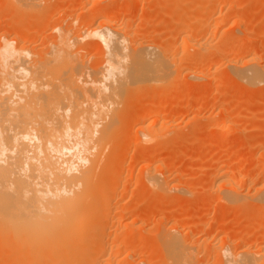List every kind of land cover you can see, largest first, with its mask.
Wrapping results in <instances>:
<instances>
[{
  "label": "bare ground",
  "instance_id": "1",
  "mask_svg": "<svg viewBox=\"0 0 264 264\" xmlns=\"http://www.w3.org/2000/svg\"><path fill=\"white\" fill-rule=\"evenodd\" d=\"M2 1L1 5L7 4L13 11L11 13L8 8L11 15L4 14L11 19H7L11 21L10 29L4 25L7 22L3 21L2 25L1 19L6 16L0 19V261L13 264H148L146 259L152 257L149 248L152 247L154 252L155 248L160 251L163 264H204L198 261L203 245L204 255L216 247L220 264H264V237L254 238L257 240L251 243L245 234L237 236L232 247V238L217 237L218 229L214 236L210 231L214 230V225H209L205 234L192 240L183 234V227H176L174 214L172 216L169 211L162 214L167 210L165 206L163 210L158 208L163 216L158 222L153 219L156 214L151 218L154 226L148 236L146 230L151 215L146 214V206L142 207L152 202L149 200L158 202L160 197L166 201L173 197L171 193L175 190H183L175 184L180 173L173 175L168 170L170 167H166L169 160L165 154L153 152L157 148L165 149L168 144L171 146L172 140L168 141L171 137L163 140L165 135L160 133L174 125L161 121L167 110L157 108L142 94L147 88L159 91L161 84L172 77L177 69L174 54L178 49L168 48L165 42L158 45L162 41L154 42L157 46L150 45L147 43L150 32H188L197 36L217 26L223 32L220 41L224 42L231 36L223 27L231 19L235 29L246 32L240 17L244 18L246 9L243 11L241 6L247 0H154L159 6L155 5L158 8L155 16L163 13L164 17H161L164 22L161 19L156 22L157 26L161 23L158 30H153L157 26L149 28L148 20L136 24L135 15L127 4L140 0H79L81 6L91 3L90 8L84 11L87 5L81 11L79 24L84 28L81 26L76 32L71 20L68 21L72 24L67 26H63L62 21V25L50 22L54 12L49 16L50 21L47 20L49 23L43 22L47 25L45 30L49 27L47 32L49 29L50 35L51 32L55 34L41 36L44 46L41 42L39 50L27 35L29 30L21 29L17 22L19 29L17 23L12 22V15L15 9H24L21 14L31 9L35 12L41 0ZM39 24L41 27L42 22ZM83 39L88 40L81 43ZM217 44L203 35L201 40L195 41L197 52L180 50L187 67L199 66L198 71L189 76L207 80L211 78L207 75L208 68L224 66L239 83L251 86L264 83V65L260 64L264 60L263 50L245 52L239 45ZM212 56L215 59L211 60ZM221 60L224 61L222 65ZM220 85L215 82L216 87ZM203 99L196 100L195 107L192 103L191 108H196L192 111L197 112L206 104ZM139 101L144 103L136 105ZM222 105H218L219 108L214 105L222 123L215 126L211 135L229 129L231 115ZM131 146L133 150L129 153ZM262 152L261 155L256 153L259 160L255 162L257 170L256 165L253 170L263 173ZM254 155L241 159L238 167L252 162L256 158ZM128 161L139 166L132 194L137 191L138 200L143 202L141 205H128L120 200L130 192L129 186L132 187L126 185V181L130 182L127 178L130 164H125ZM221 165L213 170L214 179L220 185L217 204L230 211L243 208L254 214H264V178L256 180L257 173L251 171L237 177L234 168L228 170ZM244 186L246 189H241ZM148 205L151 211L157 208V205L152 208V204ZM199 242L201 245H197ZM145 247L151 254L133 262V257ZM149 249L146 252H150Z\"/></svg>",
  "mask_w": 264,
  "mask_h": 264
},
{
  "label": "rangeland",
  "instance_id": "2",
  "mask_svg": "<svg viewBox=\"0 0 264 264\" xmlns=\"http://www.w3.org/2000/svg\"><path fill=\"white\" fill-rule=\"evenodd\" d=\"M261 1L262 0H252V1L247 0V2H249V3L246 2L247 5L245 3L244 5L241 6L242 10H243V8L246 9V11H245V9L243 10V11H245L244 12L245 13L244 18L240 17V18H242L243 22L245 23L244 26L246 27L245 28L246 32H243L244 34L242 32H239L237 29H235L236 27L234 26L233 20L231 19L232 21L229 20V22L227 24H225L223 27V29L227 31L225 33H227L228 36H231V37H227V39L224 40V42L220 41L221 34L223 32H221L220 29L218 30L217 26L216 27L215 26L210 27L208 32H204V34H203L204 38H209V40L213 41L214 44L218 43L217 45H219L220 43L222 44V46L224 43V45L225 46L227 45V47H231V46L236 47V45L237 46L239 45L240 47H243V51H245V52L250 51L251 49L252 50L253 49H255V50L261 49L264 51V19H263L264 18V1H262V2ZM37 2L38 1H36V3ZM40 2H41V4H40ZM40 2L38 3V5L34 4V6L37 5L38 8L33 7L34 9L36 8L35 10L37 12L39 11L38 13L34 9L33 10L35 12H32V9H31V11L25 10V13L23 11L22 13H24V14H21V11L24 9H22V10L21 9L20 10L15 9V11L13 12L14 15H12L13 16L12 22L14 24L18 22L19 25L22 27L21 28L20 26H18V23H17V26L19 27V29L21 28V29H24L25 31L29 30V34H27L28 32H24L22 30L21 31L26 33L29 37L30 36L32 37L31 40L35 41V43L33 42V46L35 45L37 49L39 48L38 46L42 43L43 44L41 46L42 47L44 46V42L42 41L43 39L41 36L45 35L44 37H46V34H47L48 37L49 36L51 37L53 34V32H51V35H50L49 29L47 32V28H49V27H47L46 30L44 27H45L46 23L48 22L47 20L50 21L49 16L53 15L54 12H55V14L53 15V17H51L52 19L50 22L56 21L59 24L62 21L63 26L64 25L67 26L69 23L72 24V22H73V26H75L76 29H78L79 27L82 26V25L80 26L81 23L79 24V22L82 21L81 20L82 19L81 11L84 10L83 8L86 7L87 5L88 6L85 8L84 11H86V9L91 7V3H88L86 6H81L82 2L79 0H61V1L60 0H50V2H49V0H45V1L41 0ZM140 2H142V3H140ZM155 2H156V0H155ZM155 2L153 0L154 4H152V0H140V1L134 2V3L130 2L127 4L128 7H127V5H126V7L131 12H133L132 15H135L136 24L147 22L146 20H148V22L150 23L149 24L150 26L147 24L148 27L153 28V26L154 27L157 26L156 24H158V23H156V22L158 20L161 19V21H163L161 18V17H163V13H161V14L159 13L157 16H155V11L159 8V6L157 5L158 2L157 3H155ZM1 3H3V1ZM1 3H0V5H1ZM52 3L53 4L55 3V4L53 5ZM155 5H157L158 8H156ZM259 5H261V6H259ZM2 6H4V9ZM5 6H7V7H5ZM81 7H82V9H80ZM153 7H155V8H153ZM259 7H260L261 11L259 10ZM8 8L11 9V7H8L7 4H5V5L2 4L0 6V19L4 16L5 13L7 16L11 15L10 12L8 11ZM218 8H220V5L218 6ZM223 8H225V6ZM3 10H6V11L3 12ZM40 10H42V11H40ZM12 11L13 10L11 9V13H12ZM50 12H51V14H50ZM156 13H157V11H156ZM47 15H48V19H47ZM7 16L5 17L6 21L4 20L5 18L3 20L1 19V21L7 22V24H4V22H3L2 25L4 24L6 27L8 26L7 29H10L9 24L11 21L10 22L7 21V19H9V18H7ZM38 16H40V17H38ZM245 16L247 18H245ZM42 17H44V20H41ZM45 17H46V19H45ZM77 17L80 18L79 21H78L79 18H77ZM157 17H159V18H157ZM10 18H11V16H10ZM60 18L62 20H60ZM155 18H156V20H155ZM63 19H64V21H63ZM9 20H11V19H9ZM68 20H71L72 22H70ZM165 20H166V18H165ZM38 21H40V22H38ZM43 21H46V23H44ZM41 22H42V26L39 27L41 25L39 23H41ZM152 22H154L155 24H153ZM163 22H162V25H164ZM151 23H152V26H151ZM61 25H62V23H61ZM5 26H3V28H5ZM158 26L155 27L156 29L153 28V30H158ZM75 27H74V29H75ZM37 28H39L38 30H41V31L37 32L38 31ZM83 28H84V26H82V29ZM76 29H75L76 32L81 30V28L78 30H76ZM159 29H162V27ZM75 31H73V32H75ZM41 32H43V34ZM201 33L199 32V35L197 34V36L194 35V33H191L193 36H190L191 34L188 32H181V33L180 32H150V38H149V41L147 42V43H150V45H152V44L155 45V44L162 41L158 45L164 44L163 42H165L164 45L168 46V48L169 47H171V48L175 47V50L178 49L175 52L177 54H174V57L176 56L175 58L178 60V61L175 60V64H176L175 69L177 67L176 72L172 75V77L168 78L166 82L161 84L163 86L161 89L158 88L159 91L154 90V92H153V90H151L152 88H150V89L147 88L146 90H143L142 94L144 95V97L147 100H149V102L153 101V103H151V104H153V105L155 104V106L157 108L160 107V108H164L165 110H167L168 114L166 113V115L163 116L161 121H169V122L173 123V125H174L173 127L168 128V130L163 131L162 133L159 132L160 134L165 135L164 137L161 136L162 137L161 139H163V140H167V138L171 137V139L168 141L172 140V143H174V145H172V143H171V146H169V144H168L165 147V149L164 148H157L153 152L155 154L156 153H160V154L162 153V155L165 154L164 156L166 157V160H169V162L168 161L166 162V167H168V166L170 167V169L168 168V170L173 175H177L180 173L179 174L180 178H179L178 182H176L175 184L182 186L183 190H181V192L180 191L178 192V190H175L174 192L171 193L173 195V197L169 198V199L166 198L167 199L166 201H165V198L164 199L161 198L162 200H160V197H159L157 201L159 203H162V205L156 201H154V203H156V204L152 203L153 200H156V199L149 200V201H152L151 203L148 201L149 205L152 204V205H150L151 208H152V206L154 207L155 205H157V206H155V207H157V208H155L156 210L155 209L152 210L153 212L150 210V207H148L149 209H147L148 203H147V205L145 203L143 204L144 206L142 205L143 208L146 206V211H145L146 214L150 213L148 216L151 215L150 220H149V225L151 227L148 225L149 229H148V231L146 230V232L149 233V234H147L148 236L151 235L149 230L151 231L153 229L154 221L156 223V221L159 220L160 216L163 213L166 215V214H168V211H169V213L171 212L172 216L174 214L175 215L174 217L177 219V224H175L176 227L177 228L183 227V234L187 235L192 240H197L200 235L205 234L207 232L206 229L209 227V225H214V230L213 229L210 230L212 233L215 234L214 236L219 235V236H217L219 238L225 237V236L232 238L231 239V240H233L231 243L232 247H234V245L237 242V241L234 242V239L237 240L236 239L237 236L241 237L244 234H245L244 236L247 237V240H249V242L254 243L255 240L261 239L262 237H264V214H260V215L254 214V213L248 211L247 209H243V208L232 209V211H230L231 209L219 206L217 204L216 200H218L217 194L219 193L218 190L220 191V188H219L220 185L217 182V180L214 179V173L215 172H213V170L216 171V169L222 163H224L225 165L224 164H222V165L224 167L225 166L228 167V170H229V168L235 169L234 171H235V173H236L235 175L237 177L241 176L247 172L249 173V171H251V173H254V172L257 173L255 176L256 180L257 179L261 180L264 178V171L262 173V171L258 172V171L253 170V169H255L254 168L255 165H256L255 170H257V164H255L256 159L259 160L258 155H261L263 153L262 150L264 151V149H262V147L264 146V83H258V84L253 85V86L248 85V84H244L241 82L239 83L238 80L234 79L230 75V72L224 66H221L218 69H213L212 67L208 68L207 69V71H208L207 75H209V77H211V78H209L207 80L196 79L192 76H189V73H191V72L193 73L195 71H198L197 69H199V66L197 64H195V65H191V66L187 67V65H185V63L183 62V59H182L183 54H182V51L180 52V50L186 49V50H189L191 53L197 52V48L195 47L196 46L195 41L197 39L201 40V37H203V35ZM33 34H34V36L36 35L35 36L36 40L35 39L33 40ZM234 34H236V35H234ZM187 36L189 37L188 39H186ZM40 37L42 40L40 39ZM193 38L196 40L194 41ZM84 40L87 41L88 39L87 40L83 39L81 43H85V42H83ZM229 40H230V42H229ZM251 40H253V41H251ZM154 42H155V44H154ZM166 42L168 44L170 43V46L167 45ZM171 44H173V47L171 46ZM228 44H229V46H228ZM35 46H34V48H35ZM41 46H40V48H42ZM155 46H157V45H155ZM214 57L212 56L211 60H213ZM262 58L264 59V55ZM263 59H261V60H263ZM181 60H182V62H181ZM177 62H178V64H177ZM222 63H224V61L222 62V60H221V65H222ZM260 64L264 65V60H263V63L261 61ZM180 67L182 69H180ZM228 73L230 75L229 77L227 75ZM215 82H219V83H221V85L219 87H216ZM154 88H156V87H154ZM156 92L158 93L157 95H156ZM152 93H153V96H152ZM149 96H151V97H149ZM141 97L143 98L142 95H141ZM203 98H205V101L208 102V103L204 102L206 104L202 107L203 109L202 108L197 109V112L192 111V109L196 110V108L194 109V107L196 105V100L198 101V99H199L200 101L201 100L204 101ZM208 98H210V99H208ZM216 99L217 100L220 99L219 103H217L218 101ZM223 99L225 100V102L222 101ZM212 100H216V102L213 103ZM156 101H157V103H156ZM141 103L139 101V103H137V104L135 103V104L141 105ZM143 103H144V101H143ZM147 103H148V101H147ZM192 103H195V104H193V106H194L193 108H191ZM215 104L217 105V107H218V105L220 106L223 104L222 105L223 108L228 109L229 116L231 115V117H230L231 119L229 120V123L226 122V124L228 123L227 125L229 126V129L227 131L218 132V133H215L214 135H211L212 131H214V129H215V126L220 125L222 123V120L219 121V119H221V118H220V115L219 116L217 115L218 110H217L216 106H214ZM156 128L159 129L160 126L158 125V126H156ZM133 130H135V129H133ZM164 132H167V134ZM159 133H158V135H159ZM206 137H207V139H206ZM172 138H174V139H172ZM258 144H259V146H262V147H260V149L256 151V149H258V147H259V146H257ZM132 146L129 149V153L132 152L130 150H133ZM254 148H255V150H254ZM258 151H260V152H258ZM256 153H258V155ZM167 155H168L169 159L167 158ZM252 155H254V157L256 156V158H254L255 161L254 160L252 162L250 161L241 168L238 167L239 161H241V159L244 160L246 157L249 158ZM170 156H171V158H170ZM129 162L130 161L125 163L127 166H128V164H130L127 168L128 170L126 169L125 164H124V167L127 170V173H128L127 175L128 176L130 175L129 177L127 176L128 180H130V182L126 181V185L129 184L132 186V187H130L128 185L131 193L128 192L125 195V198L123 197L120 200L123 203L125 202V204L128 203V205H130V204L131 205L132 204L133 205H135V204L141 205V203H143V202L138 200L137 197L140 195L136 196L137 191L135 190V194L133 193L135 196L132 194V192L135 188L134 182H135V180L138 176V173H139V166L136 165L135 163H132V165L134 164V166H132L131 163H129ZM256 163H258V162H256ZM169 164H171V165H169ZM260 172H261V174H260ZM258 173H259V175H258ZM130 177H131V179H129ZM246 187L247 186L241 187V189H243V188L246 189ZM245 189L243 191H245ZM131 194H132V196H131ZM134 198H136V199H134ZM181 198H182V200H181ZM139 199H141V198L139 197ZM145 201H147V200H145ZM161 206H163V207H161ZM164 206H165V210L167 208V210H166L167 212L165 211V212H162V214H161V212H158V211L160 208H162V210H163ZM142 207H141V209H142ZM147 210H148V212H147ZM233 210H235V211L233 212ZM157 212L159 214H157ZM154 215H155V218L157 216H158V218L155 219L153 217ZM152 217L154 219V221L152 219L153 223H151ZM161 217H163V216H161ZM204 229H205V232L203 231ZM217 229H218V233H220L221 235L217 233ZM201 231L203 233H201ZM216 233H217V235H216ZM149 238L153 239L151 236ZM254 238H257V239H254ZM197 245H201L200 242ZM147 246H149V245H147ZM201 246L203 249L204 246L203 245H201ZM149 248H151L152 253L154 255L152 254L151 258L146 259L149 262L148 264H153V263L154 264H163V259H162V256L160 254V251L157 248H155V252H154L152 247H149ZM149 248L145 247L143 249L144 253L141 250V252H139L136 255V258L133 257L134 261L133 260L132 261L137 262L139 259L147 258L146 257V256H148L147 254L148 253L151 254V251ZM148 249L150 252H146ZM202 249H199V252H200L199 253L200 256H198L199 262L203 261L202 263H204V264H220L218 261V255L216 254L217 250H215L216 247H213L212 249L209 248L210 250L208 251V253H205V255H204ZM140 253H142V254H140ZM154 256H156V257H154ZM121 257L122 256H120V258ZM0 264H13V262L12 261H0Z\"/></svg>",
  "mask_w": 264,
  "mask_h": 264
}]
</instances>
